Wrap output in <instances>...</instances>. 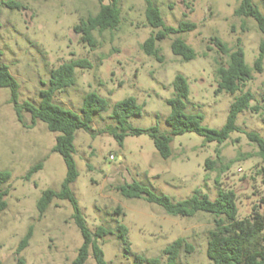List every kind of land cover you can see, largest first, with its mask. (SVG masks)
Returning <instances> with one entry per match:
<instances>
[{
    "label": "rangeland",
    "instance_id": "rangeland-1",
    "mask_svg": "<svg viewBox=\"0 0 264 264\" xmlns=\"http://www.w3.org/2000/svg\"><path fill=\"white\" fill-rule=\"evenodd\" d=\"M116 2L120 22L116 30L93 32L94 45L80 41L74 26L98 13L99 0H0V64L8 68L19 84V103H39V92L48 87L50 72L63 63L87 60L90 69H75L73 86L55 93L53 101L79 113L83 97L95 92L107 102L104 112L93 117L92 132L77 131L73 156L78 177L71 185L87 228L94 232L103 226L111 234L98 241L108 264H133L135 256L167 264L164 249L181 238L191 251L181 250L176 264H211L206 257L208 234L214 228L213 217L197 213L191 218L167 215L160 207L143 199H125L117 187L137 182L172 202L191 197L194 191L217 198L219 189L233 191L238 220L264 214V160L257 147L246 138L256 133L264 139V59L263 72L252 71V79L241 92L250 91L257 114L249 109L236 118L238 131L218 146L206 143L194 133L175 136L171 156L164 160L147 135L128 136L122 147L109 134L113 106L134 98L142 106L141 115L128 120L134 128L157 126L168 133L165 120L173 96L172 82L182 75L188 85L187 114H201L202 125L219 130L225 124L235 95L215 94L218 64L227 57L210 44L218 38L235 49L239 39L245 64L253 66L263 36L255 22L235 17L240 0H151L166 26L181 22L196 25L192 32L178 35L195 53L183 62L170 45L176 36L157 42L163 61L146 56L141 44L157 30L145 21L143 0H103ZM21 6L11 10L4 4ZM264 15V0H253ZM9 91L0 88V171L11 174L7 207L0 213V262L15 264L18 244L31 230L27 247L20 253L25 264H71L82 244L67 201L54 200L42 216L36 203L46 190L59 191L65 166L58 154L51 153L56 134L37 122L30 125L29 115L18 122L9 104ZM219 149V156H216ZM214 161L209 169L205 161ZM42 163L40 171L24 180L28 171ZM118 210V214L115 213ZM128 230L129 251L117 238V227ZM85 264H94L91 254Z\"/></svg>",
    "mask_w": 264,
    "mask_h": 264
},
{
    "label": "trees",
    "instance_id": "trees-1",
    "mask_svg": "<svg viewBox=\"0 0 264 264\" xmlns=\"http://www.w3.org/2000/svg\"><path fill=\"white\" fill-rule=\"evenodd\" d=\"M102 1L99 0L100 7L97 14L81 20L73 28V31L80 35V41L89 47L94 45L93 32L114 31L120 22V10L116 2L102 4ZM143 2L145 4L146 24L152 30H157L141 44L143 53L161 63L163 57L159 55L156 43L169 36H176L170 45L171 53L183 62L193 60L195 58L194 51L178 35L194 31L196 25L181 22L176 27L166 26L159 10L152 1L143 0ZM4 5L11 10L21 8L19 4L13 2H7ZM233 14L238 18L252 19L263 38L259 42L258 54L251 68L245 64L239 39L236 40L235 49L228 48L218 38L210 39V44L216 48L217 52L227 57L226 65L218 64L215 69L217 79L215 94L224 93L231 96L241 92L246 83L251 81L252 71L258 74L263 72L264 59V15L253 0H240ZM90 68L91 64L84 59L59 65L50 72L48 87L39 92L40 101L34 105L30 102L19 103V84L11 76L8 68L0 64V88L9 91L8 101L12 105L17 121L21 123L22 114L25 113L29 115L31 126L41 122L50 133L56 134L51 153L61 157L65 166V177L59 191L46 190L42 193L36 203V210L39 216H42L54 200L67 201L70 204L71 219L82 237V244L71 264H85L90 254L94 264H108L104 261V254L98 245V241L111 234V231L103 226L97 227L94 232L87 228L70 188L78 177L73 159L76 152L74 146L76 132L91 133L93 117L106 110L107 102L95 92L87 93L82 99L79 113H75L55 104L53 101L55 93L73 86L75 69ZM172 88L173 96L166 101L170 108L169 115L165 120L169 127L168 133H160L157 126L140 129L128 125V120L139 117L142 110V106L138 105L136 100L131 97L117 102L113 106L110 119L114 125L108 126L104 132L113 137L120 147L128 136L147 135L158 155L166 160L171 156L170 144L173 137L185 133H194L202 137L206 143H216L221 146L229 139L230 134L238 131L235 122L240 113L249 109L257 114L260 110L257 105L249 107L250 102L254 99L250 91L241 92L230 104L223 127L219 130L210 129L202 125L203 116L201 114H187L185 112L189 89L187 81L182 75L174 77ZM246 138L257 147V155L264 160V139L256 133H247ZM216 156H219V149H216ZM213 164L214 161L212 160L207 159L205 161V166L209 169ZM41 168L42 163L33 166L25 175L24 180L28 181ZM10 178L11 174L8 171H0V213L7 207L6 197L9 194L8 183ZM117 191L125 199H143L147 203L154 204L169 216L191 218L197 213L212 216L214 228L208 234L206 247V257L211 264H264V214H260L254 208V213L250 218L238 220L236 196L233 191L219 189L214 201H210L207 195L194 191L191 197L175 203L168 196L155 194L137 182L121 185L117 187ZM115 213L118 214V210ZM127 234L126 227H117V238L125 246V250L129 251ZM30 238L31 230L26 233L16 248L15 264H25L24 259L19 255L27 247ZM182 249L187 252L191 251V247L185 244L181 238L167 246L163 251L167 264H176ZM133 264H158V262L155 259L147 260L135 256Z\"/></svg>",
    "mask_w": 264,
    "mask_h": 264
}]
</instances>
